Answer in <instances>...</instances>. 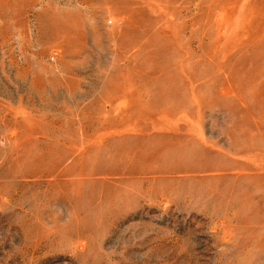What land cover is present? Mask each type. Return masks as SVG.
Here are the masks:
<instances>
[{
  "label": "rangeland",
  "instance_id": "rangeland-1",
  "mask_svg": "<svg viewBox=\"0 0 264 264\" xmlns=\"http://www.w3.org/2000/svg\"><path fill=\"white\" fill-rule=\"evenodd\" d=\"M0 264H264V0H0Z\"/></svg>",
  "mask_w": 264,
  "mask_h": 264
}]
</instances>
